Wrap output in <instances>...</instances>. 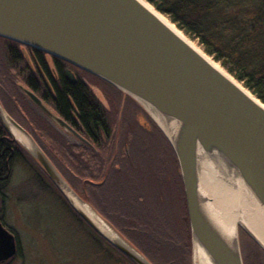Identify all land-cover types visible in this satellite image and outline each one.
<instances>
[{"label": "water", "instance_id": "obj_1", "mask_svg": "<svg viewBox=\"0 0 264 264\" xmlns=\"http://www.w3.org/2000/svg\"><path fill=\"white\" fill-rule=\"evenodd\" d=\"M0 37L90 73L158 115L179 163L193 245L197 242L212 264H244L239 227L264 249L242 223L235 229L223 223L201 183L206 157L242 185L264 220V103L185 36L139 0H0ZM66 75L77 82L71 71ZM19 88L60 129L91 145L33 91ZM0 122L57 187L85 203L1 104ZM10 127L34 153L16 140ZM64 195L73 211L114 248L135 264H152L128 243L131 249L111 240ZM16 254V237L0 222V264Z\"/></svg>", "mask_w": 264, "mask_h": 264}, {"label": "trees", "instance_id": "obj_2", "mask_svg": "<svg viewBox=\"0 0 264 264\" xmlns=\"http://www.w3.org/2000/svg\"><path fill=\"white\" fill-rule=\"evenodd\" d=\"M145 1L264 103V0ZM20 45L0 37V102L3 108L7 111V106L3 105L5 98H12L20 115L19 122L16 121L31 134L65 181L81 199L89 203L86 190L90 187L95 200H91L93 203L90 204L95 211L130 240L146 258L150 257V253L143 249V245L153 246V252H160L162 248L155 240L161 237L169 242L186 237L190 248L192 236L180 167L163 131L155 122L150 121L162 139V142L155 139L154 143V135L139 130L129 119L128 128H125L127 138L116 139L115 118L84 80L78 78L76 83H70L62 76L59 81L54 80L44 59L39 58L40 62H35L32 66L20 52ZM34 50L42 55L40 51ZM39 64L52 78L53 93H49L45 85V78L40 68H37ZM79 70L115 88L108 82ZM16 82L33 91L91 145L70 143L59 136L50 123L34 112L26 95L18 90ZM10 108L15 110L13 106ZM131 138L139 141L135 152L126 142ZM23 150L0 124L1 200L4 197L2 184L10 179L18 158L32 161L48 178L34 159L24 154ZM64 201L74 216L83 221L65 199ZM106 201L111 206L103 209ZM96 202L99 203L96 205ZM111 216L118 219V222ZM146 221L153 227L146 224ZM0 222L13 232L3 219L0 218ZM99 238L119 255L117 259L120 264H135L108 241L100 236ZM107 250L110 251L108 248ZM169 254L178 256L179 251L174 249ZM254 254L257 256L255 264H261L258 254ZM16 257L21 258L19 251Z\"/></svg>", "mask_w": 264, "mask_h": 264}, {"label": "rangeland", "instance_id": "obj_3", "mask_svg": "<svg viewBox=\"0 0 264 264\" xmlns=\"http://www.w3.org/2000/svg\"><path fill=\"white\" fill-rule=\"evenodd\" d=\"M163 17L175 26L167 17ZM177 30L180 31L178 28ZM180 32L201 51H203L195 41L190 40L182 31ZM26 59L30 62L28 57H26ZM210 59L212 58L210 57ZM217 64L221 67L219 63ZM80 76L82 77L81 79L88 84L96 98L102 103L107 111L111 113V116L115 118L114 129L116 131V139L120 140L127 138L125 128H128V121L131 119V123H135L139 130L146 134L155 136L154 143L156 140L162 142L160 135L155 132L154 128L150 124V121L155 123L156 121L142 105L124 93L112 88L105 82L94 78L89 74L81 72ZM16 85L18 90L23 93L19 88L21 84L16 82ZM26 99L30 103L34 112L50 123L53 130L57 132L59 136L70 143L79 144V141L70 133L60 129L59 126L51 121V119L46 118L28 98ZM0 104L2 106L1 102ZM4 104L7 106L6 109L9 113L5 109L4 110L13 119L19 122L20 115L16 109V105H14L12 101V98H5L3 101V105ZM11 106H13L15 110H12L10 108ZM46 106L49 108L48 105ZM9 109H11V112ZM53 112L57 114L55 111ZM53 142L57 143L54 140ZM126 142L131 145L133 152H135L136 145L139 143L138 139L131 138L129 141L126 140ZM117 145H119V143L116 144V146ZM152 146L155 147L154 144ZM152 146L150 148L153 150L154 147ZM23 151L25 152L24 154H27L32 158L30 153L25 150ZM48 178L40 172L39 168L32 163V161L25 160L24 158H18L14 164L10 179L6 183L2 184L4 197L3 200L0 198V218L3 219L6 225L13 231L12 233L15 235L17 240V254L19 251L21 255V258H18L16 257V254L15 257L7 262L11 261L10 264H120L117 259L119 255L114 252L101 238H99V235L85 222L74 216L64 201V199L66 201L67 199L62 188L57 187L49 179L54 185L53 186ZM86 193L87 199L90 200V203L92 201L95 202L90 187L87 188ZM84 202L95 211L88 201ZM67 203L69 205L68 201ZM98 203L99 202H96V205ZM107 206L111 205H109L106 201L103 209L108 208ZM109 209L111 208L109 207ZM112 214L115 215L114 212ZM111 217L118 222V219L113 216ZM101 218L126 243L146 258V256L139 251L135 245L133 246L130 240L113 228L103 217ZM146 224H149L151 228L153 227L150 222H147ZM127 236H129V232L127 233ZM132 236L135 238L133 234ZM238 238L243 263L255 264L257 256H255L254 253H257L260 257L261 264H264V249L254 242L240 227L238 228ZM135 239L139 242L138 238ZM158 240L162 242H158ZM158 240H155V242L157 244L159 243L158 246L162 248L160 252H153V246L142 244L143 249L150 253L151 260L149 259L150 257L147 258L152 264H194L195 247L192 239L190 248L186 237H179L175 242H169L166 238L162 237ZM141 247L140 249H142ZM107 248L110 250V253L107 252ZM174 249L179 251L180 256H170V251H173ZM111 253L115 255H112Z\"/></svg>", "mask_w": 264, "mask_h": 264}, {"label": "bare ground", "instance_id": "obj_4", "mask_svg": "<svg viewBox=\"0 0 264 264\" xmlns=\"http://www.w3.org/2000/svg\"><path fill=\"white\" fill-rule=\"evenodd\" d=\"M139 1L155 15H157L171 29L185 38L175 26H173L168 20L159 14L150 4H148L145 0ZM189 43L202 53V51L191 41ZM209 60L213 62L215 66L221 68L212 59L209 58ZM145 109L158 123L161 129L168 133L166 126L158 117V115H156L148 106H146ZM10 130L19 143L24 145L31 153L35 152V149L18 131L12 127H10ZM201 170L202 187L207 195L212 199L213 206L219 213L223 223L232 229H235L238 223H242L253 233V235H255L257 240L264 247V220L260 217L253 203L247 198L242 185L239 182L233 180L231 177H227L220 173L212 160H209L206 157L202 159ZM64 191L73 201V203L77 207L81 208L82 211L88 215L91 220L101 229V231H103L111 240L117 241L129 248L125 241L88 204L79 201L71 192L66 190L65 187ZM194 247V264H212L209 257L197 242L195 243Z\"/></svg>", "mask_w": 264, "mask_h": 264}, {"label": "flooded vegetation", "instance_id": "obj_5", "mask_svg": "<svg viewBox=\"0 0 264 264\" xmlns=\"http://www.w3.org/2000/svg\"><path fill=\"white\" fill-rule=\"evenodd\" d=\"M18 48H19L20 52L24 56L29 58L30 64L32 66L35 65V62L37 64L40 62L39 58L44 59V62L50 67V71L53 74L52 76L54 77V80H56V81H59L61 76L66 78L67 80H69V78L66 75V71L67 70H69V71H71L73 73V75L76 78V80H78V78H82L80 76L81 72H80V70L78 68H76V67H74V66H72V65H70L68 63H65L62 60H59V59H57L55 57H52V56H50V55H48L46 53L41 52V51L40 52L42 53V55L38 54V52H36L33 48H27L26 46H23V45H20ZM37 68H40V70H41V72H42V74H43V76L45 78V85H46L49 93H53L54 88H53V85H52V82H51V80H52L51 76L47 75L44 72V68H42L41 64H39V67L37 66ZM69 82L73 83L70 80H69ZM45 117L48 118L47 116H45ZM0 124L2 125L1 122H0Z\"/></svg>", "mask_w": 264, "mask_h": 264}]
</instances>
